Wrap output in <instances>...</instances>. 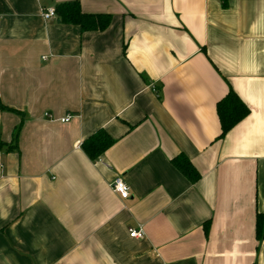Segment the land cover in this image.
<instances>
[{
	"label": "crops",
	"instance_id": "obj_1",
	"mask_svg": "<svg viewBox=\"0 0 264 264\" xmlns=\"http://www.w3.org/2000/svg\"><path fill=\"white\" fill-rule=\"evenodd\" d=\"M67 2L109 26L43 19ZM0 105V264H264V0H0Z\"/></svg>",
	"mask_w": 264,
	"mask_h": 264
},
{
	"label": "trees",
	"instance_id": "obj_2",
	"mask_svg": "<svg viewBox=\"0 0 264 264\" xmlns=\"http://www.w3.org/2000/svg\"><path fill=\"white\" fill-rule=\"evenodd\" d=\"M55 14L62 24L77 26L81 32H94L105 30L110 23L108 15H89L81 12L78 2L59 4ZM1 109L4 107L0 105ZM249 114L248 108L233 93L229 92L217 104V116L220 123V138L224 137L232 128ZM113 144V140L103 131L96 133L82 143V150L92 161L97 160ZM172 165L191 183L199 179L198 173L184 157H176ZM255 239L264 241V216L256 214Z\"/></svg>",
	"mask_w": 264,
	"mask_h": 264
},
{
	"label": "built area",
	"instance_id": "obj_3",
	"mask_svg": "<svg viewBox=\"0 0 264 264\" xmlns=\"http://www.w3.org/2000/svg\"><path fill=\"white\" fill-rule=\"evenodd\" d=\"M43 19H51L56 17L55 11L50 9L42 14ZM43 60H46L44 57ZM69 120V117H66V119L61 120V123H67ZM110 189L114 194H116L121 200H126L129 198L130 195V189L129 187L125 184V182L117 177L111 184H110ZM129 237L132 239H137L141 240L145 237V234L142 229L138 230H129Z\"/></svg>",
	"mask_w": 264,
	"mask_h": 264
}]
</instances>
